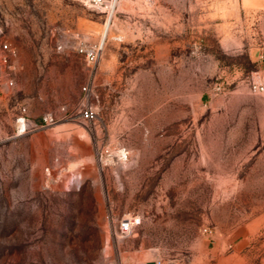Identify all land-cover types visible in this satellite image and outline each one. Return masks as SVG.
<instances>
[{
    "label": "rangeland",
    "instance_id": "374dc122",
    "mask_svg": "<svg viewBox=\"0 0 264 264\" xmlns=\"http://www.w3.org/2000/svg\"><path fill=\"white\" fill-rule=\"evenodd\" d=\"M105 23L0 0V264H264V0H118ZM105 37L93 70L77 47Z\"/></svg>",
    "mask_w": 264,
    "mask_h": 264
},
{
    "label": "built area",
    "instance_id": "2783aa9c",
    "mask_svg": "<svg viewBox=\"0 0 264 264\" xmlns=\"http://www.w3.org/2000/svg\"><path fill=\"white\" fill-rule=\"evenodd\" d=\"M85 6L92 8L106 16L105 26L107 29L111 26V23L115 16V8L118 0H80ZM120 39V38H117ZM107 37L101 41L95 43L82 42L77 47L78 54L83 57L84 61L88 66L96 70L100 60L103 57L105 50V43ZM15 49L4 42L0 44V63L3 65H8L12 56L15 55ZM90 84L89 82L86 86L82 88L85 98L87 99L90 95ZM10 86H13V82H9ZM255 93L263 94L264 93V83H255L253 86ZM27 110L22 109L21 113L16 118V136H24L29 132V126L27 124ZM81 118L89 123H94L98 120V114L89 105H85L80 112ZM56 123V118L52 113H47L42 117L41 128H47L53 126ZM108 156L112 158L113 161L117 163H125L129 159V152L126 150H121L116 153L106 152ZM139 221L136 218H127L124 219L115 230L118 238L125 239L130 237L133 234V230Z\"/></svg>",
    "mask_w": 264,
    "mask_h": 264
}]
</instances>
